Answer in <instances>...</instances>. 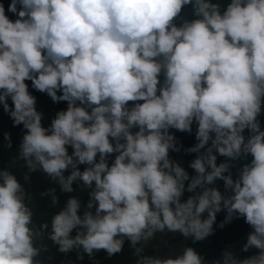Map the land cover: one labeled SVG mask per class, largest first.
Wrapping results in <instances>:
<instances>
[{
	"label": "clouds",
	"instance_id": "clouds-1",
	"mask_svg": "<svg viewBox=\"0 0 264 264\" xmlns=\"http://www.w3.org/2000/svg\"><path fill=\"white\" fill-rule=\"evenodd\" d=\"M189 7L194 18L183 19ZM7 12L16 19L0 2V106L23 126L17 158L62 193L78 181L90 191L83 209L67 199L49 231L0 169V264H40L45 233L80 260L81 250L119 254L127 241L135 264H207L192 247L145 249L164 233L203 241L222 211L219 227L243 218L252 231L241 251L257 252L226 250L213 264H264V0H10ZM26 81L67 102L49 127ZM194 124L190 176L169 154L181 150L171 130ZM4 141L13 147L10 133ZM42 195L58 203L55 188Z\"/></svg>",
	"mask_w": 264,
	"mask_h": 264
},
{
	"label": "rangeland",
	"instance_id": "rangeland-1",
	"mask_svg": "<svg viewBox=\"0 0 264 264\" xmlns=\"http://www.w3.org/2000/svg\"><path fill=\"white\" fill-rule=\"evenodd\" d=\"M33 96L34 93L30 92ZM59 94V93H58ZM36 97V96H35ZM36 108L37 111L42 113V125L44 127H49L52 119H54L53 105L54 102L50 97L46 96L44 99L36 97ZM131 103V102H130ZM24 135V130L20 133V142L22 136ZM72 149L69 148V153L71 154ZM10 171L16 176L18 182L22 185L27 194L25 203L33 211V224L35 227H39L43 223L50 224L51 218L58 211H60L66 200L70 197H77L81 200L82 209L87 203H83L81 197L84 195H89V189L80 188L74 189L72 193H62L60 191V186L53 182L50 177H48L43 171L29 172L22 159H18L16 162L10 165ZM28 179L25 180V176ZM68 175V172L65 173ZM56 189V196L58 197V203L53 206L51 202L50 195H42L47 193L49 189ZM252 231L251 227L245 236V238L236 243L229 248L227 251L233 252L239 258H245L251 256L257 252L256 249H251L249 252H242V246L246 243L248 234ZM75 235V231L73 232ZM47 233H45L44 238L39 241V244L46 247V251H41L40 255L36 258L40 261V264H135L136 257L134 255V249L131 248L130 244L126 241L123 250L119 254H115L111 257L103 250L95 252L92 258H89L87 254H83L82 250L79 254L83 255V260L78 259V251L72 250L68 253H62L58 251V247L52 244L51 241L46 238ZM191 239H183L179 234L164 233L158 234L157 239H154L150 245L145 249L146 255H176L179 254L184 247H187V242ZM225 250V251H226ZM207 264H213V261Z\"/></svg>",
	"mask_w": 264,
	"mask_h": 264
},
{
	"label": "trees",
	"instance_id": "trees-1",
	"mask_svg": "<svg viewBox=\"0 0 264 264\" xmlns=\"http://www.w3.org/2000/svg\"><path fill=\"white\" fill-rule=\"evenodd\" d=\"M0 2L4 3L6 9V15L9 16L10 19L15 20L16 17L11 13L7 12V6L10 3V0H0ZM226 0H221V3H225ZM183 19H193L191 8H187L182 17ZM29 85V91L33 92L34 95L38 98L44 99L47 94L40 93L31 87V82L26 81ZM60 94V93H59ZM11 106V101H8ZM67 109V102L54 103L53 105V114L54 118L56 113L61 110ZM261 121L264 122V116H262ZM193 131L191 134L182 133L176 130H171L172 134L176 137L177 146L181 148L179 152H170V158L176 161L180 166L185 168V170L189 173L190 176L195 175L194 170L189 168V163L195 159L196 154H189L185 152V149L195 146L197 143L195 139L196 125L193 126ZM23 126L13 127V121L9 118V116L3 111V107L0 106V169H4L5 167L10 169V165L18 160V146L20 144V133L22 131ZM8 132L11 134V140L13 147L11 149L6 148L4 141V133ZM247 135V133H246ZM114 159V156L110 157L111 160ZM224 157H219L217 159V163L224 161ZM250 158L242 159L238 162L234 163V167L232 168V173L235 178L239 168L244 164L248 163ZM86 166L81 165L80 170L83 171ZM69 174V172H68ZM216 187L223 193L224 192V184L223 181H216ZM82 184L78 181L73 184L74 189L82 188ZM190 193L184 194V199H187ZM83 203H87L89 201V195H84L81 197ZM226 212L222 211L217 214L216 224L214 225V233L203 241L195 242L191 240L188 242L187 247L194 248L201 256L204 257L205 262L215 261L221 258V254L230 246L239 243L242 241L247 235L250 226L245 223L243 218L233 219L230 223L225 224L223 228H220L219 225L225 220Z\"/></svg>",
	"mask_w": 264,
	"mask_h": 264
}]
</instances>
